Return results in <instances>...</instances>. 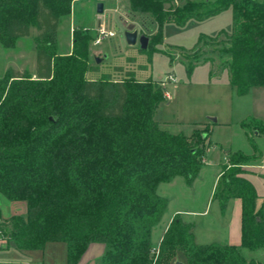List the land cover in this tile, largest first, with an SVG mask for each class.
<instances>
[{
    "label": "trees",
    "instance_id": "16d2710c",
    "mask_svg": "<svg viewBox=\"0 0 264 264\" xmlns=\"http://www.w3.org/2000/svg\"><path fill=\"white\" fill-rule=\"evenodd\" d=\"M74 1L0 0L3 48H15L32 28L38 43L36 78L14 69L0 78V194L27 205L26 219L7 222L9 243L21 253L64 243L67 264H79L95 243L106 246L101 264H171L179 255L187 264H261L242 254L264 250V202L257 209L255 187L235 166L252 160L242 153L227 155L215 193L223 208L233 198L242 202L241 246L198 245L192 225L177 217L155 258L153 231L168 207L158 188L178 177L193 182L206 165L210 131L186 136L162 130L155 121L165 101L158 80L140 82L134 72L122 80L111 73L88 80L89 73L101 72L89 63L97 38L89 32L75 30L72 55L59 56L58 27ZM169 1L130 0L131 11L150 15L157 27L151 41L163 42L169 21L184 25L232 8L234 31L222 51L230 58L231 86L240 97L264 87V0H215L204 16L196 13L202 6L188 3L172 20L164 9ZM150 43L140 51L150 52ZM243 127L264 135L260 121Z\"/></svg>",
    "mask_w": 264,
    "mask_h": 264
},
{
    "label": "rangeland",
    "instance_id": "374dc122",
    "mask_svg": "<svg viewBox=\"0 0 264 264\" xmlns=\"http://www.w3.org/2000/svg\"><path fill=\"white\" fill-rule=\"evenodd\" d=\"M128 1L118 0L113 3L112 13L103 19L104 29L115 33V37L105 39L98 48L93 47L104 49L112 56L111 59H105L104 54L97 55L98 58L103 59L98 65L100 70L111 73L118 80L124 79L127 72H134L135 79L140 82L149 79L157 81L159 78L174 74L178 83L168 86L171 99H165L155 115V121L159 123L161 129L171 134L190 135L199 125L216 120L215 127L217 128L214 130L213 140L218 147L223 146L229 154H236L235 151L238 149H246L245 151L253 149L252 161H259L264 153V141L259 140L255 131L253 142H248L240 131V122L249 123L254 120L251 115H257V110H264V89L254 90L244 97L235 94L230 83L229 69L226 68V62L230 58L228 55H222V51L227 48L225 38L234 31L232 8L203 20L192 19L184 25H179L172 20L178 7H183L188 3L202 6L201 10L196 13L204 16L214 6L215 0L169 1L164 5V9L172 21L164 24L163 42L159 44L156 40H150L153 34H157V27L151 16L132 12ZM92 2L94 3V0ZM96 6L95 4V10ZM78 8V15L75 14L74 29L80 27L78 16L81 18L85 15L87 17L81 19L92 22L88 16L89 11L84 12L82 7ZM68 21V16L62 17V26L67 25ZM92 27L95 28V24ZM135 30L141 31L142 35L149 38L152 48L150 52H141L139 44L136 47L127 45L126 31ZM91 34L98 35L96 32H91ZM32 35L33 37H29L33 42L32 54L29 52L31 46L29 41L20 44V54L8 51L0 44V78L5 76L8 69H16V66L20 67L19 72H34L38 53V45L34 39L37 35L35 28L32 30ZM59 41L65 45L60 47L57 53L59 56L65 55L72 45V39H68L66 32L61 30ZM150 56L153 59L152 63L149 62ZM208 58L212 59L204 61ZM93 66H96L94 61ZM117 69L123 71L117 72ZM96 76L89 75L88 77L95 78ZM223 124L229 125L230 128H224ZM243 164V162H238L235 166L240 167ZM204 169L202 177L198 179L193 189L182 187L184 189L181 190L180 187L169 196L172 200L169 207L170 215L177 210L202 211L205 209L217 168L205 167ZM165 188L169 186L161 185V189ZM257 200H260L262 206L264 198L259 199L258 197ZM218 203L217 200H213V203L211 201V214L206 220L196 219L199 227L205 226L206 222L212 220ZM16 204L26 205L24 202ZM20 217L26 219L27 215ZM11 218L1 219L0 240L3 242L9 241L11 227L7 225V222ZM186 218L190 217L186 216ZM155 248L158 246L156 245ZM242 254L247 260H256L264 264V250H243ZM34 260L39 264H67L66 245L64 243L48 244L45 250L35 253ZM174 262L171 264H177Z\"/></svg>",
    "mask_w": 264,
    "mask_h": 264
},
{
    "label": "crops",
    "instance_id": "0c3cea01",
    "mask_svg": "<svg viewBox=\"0 0 264 264\" xmlns=\"http://www.w3.org/2000/svg\"><path fill=\"white\" fill-rule=\"evenodd\" d=\"M116 1L118 0H94V3H93L92 0H75L72 3L71 14L68 16L69 21L67 25L62 26V19L60 21L58 32H57L58 49H60V47L65 45V43L61 44L59 41L60 31L63 30L66 32L68 39L69 38L72 39V45L70 49L68 50V52L65 54V56L72 55L73 48H74L75 30H78V31L83 30L84 32H89V33L91 32L98 33L99 29L105 27L103 19L106 16H108L109 13H112V8H113L112 6H113V3H115ZM125 1H128V0H125ZM100 3L104 5V13L102 15H99L97 13V6ZM128 3L130 7V0L128 1ZM95 4L97 5L96 10H95ZM78 7H82V9H84V12L85 10L89 11L88 16H89V19L92 20V22H88L86 20L81 19L82 17L84 18L87 17L85 15H82L81 18H79L78 16L77 20L80 22L79 24L80 27L74 29L73 26H75V23H76L75 14L78 15V9H79ZM93 24H95V28L92 27ZM32 30L33 28L31 29V34L29 37H33ZM139 33L141 34V31H139ZM29 37L18 40L16 42L15 48L8 50V51H11V52L14 51L16 52V54L17 53L20 54L21 53L20 52L21 50H19L20 44L23 42L29 41V43L31 44L29 52L30 54H32L31 49L33 47V44H32L33 42L31 39H29ZM36 37L37 35L34 37L35 41H36ZM36 44L38 45L37 41H36ZM91 45L89 48L90 65H93V61L95 62V58H97V55L104 54V57H106L105 59L112 58V56H110L106 52V50L93 48V47L98 48V46H101L102 43L98 46H96L94 43H92ZM36 67H37V61L34 66V72L30 73L34 78H36V69H37ZM19 68L20 67L16 66V69L14 70L19 71ZM8 71L9 69L6 71L5 76L7 75ZM103 73H106V72L101 71L100 73H97V74L89 73L87 75V79L88 80L100 79V76ZM89 75H97V76L95 78H90L88 77ZM160 79L161 78H159L158 81ZM257 89H264V87H255L251 89L249 94L245 96L250 95L254 90H257ZM232 91L235 94H237L236 90L233 87H232ZM251 117H253L254 120L264 123V110L263 111L257 110V115L255 116L251 115ZM243 123L244 122L242 121L240 122V131L241 133H243V137H245V139H247L248 142H251L250 139L251 138L253 139L254 135H252L250 131H248V129L243 127ZM215 124H217V122L212 121L211 123H204L197 127V129H200V130L204 129L205 127L209 129L210 135L208 138V142L210 143L211 147L208 148L206 151V158H205L206 165L200 170V172L198 173L197 177L193 180V182L191 184H188L184 178L178 177L174 179L171 183L161 184V185H168L169 188L161 189V185L158 188V194L161 197H164L168 200V207H167V210L161 222L159 223V225L155 227L153 231V242L157 246L162 241L164 235L168 231L173 220L177 217H179L183 221V223L192 225L195 243L198 245H209V244L216 243V244H221V245L240 247L242 244V202L240 199H237V198L230 199L229 201H227L226 206L224 208L222 207V203L219 200H217L219 201V203H218V207L216 208V210H214L212 220L210 222H206L205 226H200V227L197 225V221H196V219L198 218H204L206 220L210 216L211 209H212L210 207V204H211V201L213 203V200H216L215 193L219 187V182L221 180L222 166L227 165V155L229 154V151L223 149V146L221 145H219L221 146V148L218 147V144L214 143V140H213L214 130L217 128L215 127ZM223 126L224 128H230L229 125L227 124H223ZM256 133H257V136H259L258 137L259 140L264 141V135H260L258 132ZM192 134L186 135V136H191ZM245 150L246 149H243V150L238 149L235 152L236 154L242 153L249 157H251L254 154L253 149L249 151H245ZM205 167L217 168L216 173H215V180H214L211 192L208 197V202L205 205V209L202 211L177 210L170 215L169 207L171 205L172 200L169 196L174 193L175 189H178L180 187H181V190L184 188L193 189L198 179L202 177ZM240 167L244 171L245 178L249 180L255 187L259 199L264 198V153H262V156L259 161L251 160L248 163H244ZM9 203H13V204H9ZM16 203L18 202H8L7 199L0 194V210L2 213L3 219L7 217L27 215V205L23 204L21 206H18L19 204H16ZM260 208H261L260 200H257V209H260ZM18 210L19 212H17ZM186 216L190 218H186ZM49 244H52V243H49ZM47 245L45 249L47 248ZM105 250H106V246L104 244L95 243V244L90 245L89 249L87 250L85 255L82 257L79 264H99L101 262V258L103 257L105 253ZM36 252H41V251H28V252L21 253L15 248L13 243L10 244L9 241L3 242V240H0V264H39V263H36V261L34 260V255ZM10 255H13V256H10ZM174 263L187 264V261L183 255H179Z\"/></svg>",
    "mask_w": 264,
    "mask_h": 264
},
{
    "label": "water",
    "instance_id": "95a60500",
    "mask_svg": "<svg viewBox=\"0 0 264 264\" xmlns=\"http://www.w3.org/2000/svg\"><path fill=\"white\" fill-rule=\"evenodd\" d=\"M175 2H179L181 0H172ZM97 13L102 15L104 13V5L102 3L98 4L97 6ZM126 43L129 47H136L138 44L140 45L141 50L148 49L149 46V38L145 35H141L138 30L135 31H126L125 33ZM106 58V57H105ZM103 59L95 58V63L99 65ZM216 120H213L215 122ZM206 138V136H204Z\"/></svg>",
    "mask_w": 264,
    "mask_h": 264
},
{
    "label": "built area",
    "instance_id": "2783aa9c",
    "mask_svg": "<svg viewBox=\"0 0 264 264\" xmlns=\"http://www.w3.org/2000/svg\"><path fill=\"white\" fill-rule=\"evenodd\" d=\"M115 37V33L113 32H107L104 28L99 29L98 31V35L96 40L94 41V44L96 46L100 45L105 39L107 38H113ZM160 82V86L163 88L164 90V96L165 99H171V94L168 91V86L171 84H176L178 83V80L176 78V76L174 74H169L168 76H166L165 78H161L159 80ZM153 254L155 255V258L158 257L159 255V250L158 248H154L153 250Z\"/></svg>",
    "mask_w": 264,
    "mask_h": 264
}]
</instances>
